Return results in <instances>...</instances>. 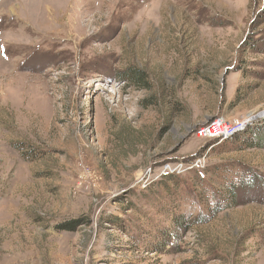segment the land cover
<instances>
[{
    "label": "rangeland",
    "instance_id": "rangeland-1",
    "mask_svg": "<svg viewBox=\"0 0 264 264\" xmlns=\"http://www.w3.org/2000/svg\"><path fill=\"white\" fill-rule=\"evenodd\" d=\"M261 118L264 0H0V264H264Z\"/></svg>",
    "mask_w": 264,
    "mask_h": 264
},
{
    "label": "trees",
    "instance_id": "trees-1",
    "mask_svg": "<svg viewBox=\"0 0 264 264\" xmlns=\"http://www.w3.org/2000/svg\"><path fill=\"white\" fill-rule=\"evenodd\" d=\"M120 77L126 81V82H131L133 84L137 83L141 87H145V80L146 76L144 73H142L139 70H136L131 67H127L124 70L120 72ZM142 84V85H141ZM251 126L247 127L246 130L242 129L239 131V133L234 137V142L239 144L240 146L247 145L248 147L251 146H259L264 142V137L262 134L264 133V118H261L260 120L255 121L253 124H250ZM253 180L248 179L245 183H242L243 186L247 185H252ZM239 187L237 184L235 185H228L226 187L227 189V194L229 195V201H232L235 203V188ZM80 222V223H77ZM82 222L77 219L74 222H66L62 223L59 227L60 228H65V229H73L76 225L81 224ZM188 222L186 220H183L181 214L176 215L175 217L172 218L171 225L174 229H183L187 226ZM189 227L187 228V230ZM160 238L157 239L154 249L157 251L165 250V244L167 242V238L169 235V232L165 228H161L160 231Z\"/></svg>",
    "mask_w": 264,
    "mask_h": 264
}]
</instances>
